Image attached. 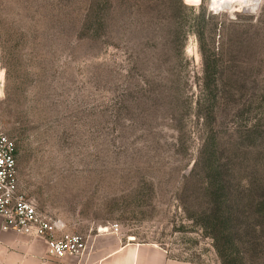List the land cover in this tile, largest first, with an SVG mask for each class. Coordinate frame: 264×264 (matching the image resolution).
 <instances>
[{
  "label": "rangeland",
  "instance_id": "1",
  "mask_svg": "<svg viewBox=\"0 0 264 264\" xmlns=\"http://www.w3.org/2000/svg\"><path fill=\"white\" fill-rule=\"evenodd\" d=\"M0 132L69 233L221 264L192 218L206 144L231 188L264 180V0H0Z\"/></svg>",
  "mask_w": 264,
  "mask_h": 264
},
{
  "label": "trees",
  "instance_id": "2",
  "mask_svg": "<svg viewBox=\"0 0 264 264\" xmlns=\"http://www.w3.org/2000/svg\"><path fill=\"white\" fill-rule=\"evenodd\" d=\"M203 90L208 101L216 99L218 88L210 77ZM216 146L214 142L204 146L208 177L198 194L203 205L192 220L212 239L221 264H258L264 258V180L255 178L231 188Z\"/></svg>",
  "mask_w": 264,
  "mask_h": 264
},
{
  "label": "built area",
  "instance_id": "3",
  "mask_svg": "<svg viewBox=\"0 0 264 264\" xmlns=\"http://www.w3.org/2000/svg\"><path fill=\"white\" fill-rule=\"evenodd\" d=\"M16 156L13 140L0 132V218L3 230L44 241L51 258H81L87 250L86 238L69 233L62 220L43 215L31 200L20 194ZM113 232H118V226Z\"/></svg>",
  "mask_w": 264,
  "mask_h": 264
},
{
  "label": "crops",
  "instance_id": "4",
  "mask_svg": "<svg viewBox=\"0 0 264 264\" xmlns=\"http://www.w3.org/2000/svg\"><path fill=\"white\" fill-rule=\"evenodd\" d=\"M81 258H51L44 241L3 230L0 218V264H195L171 259L155 244L125 241L116 232L88 235Z\"/></svg>",
  "mask_w": 264,
  "mask_h": 264
},
{
  "label": "bare ground",
  "instance_id": "5",
  "mask_svg": "<svg viewBox=\"0 0 264 264\" xmlns=\"http://www.w3.org/2000/svg\"><path fill=\"white\" fill-rule=\"evenodd\" d=\"M260 0H229V3L235 8L236 6H245L246 9L255 10Z\"/></svg>",
  "mask_w": 264,
  "mask_h": 264
}]
</instances>
